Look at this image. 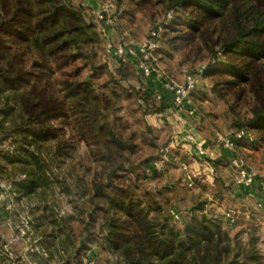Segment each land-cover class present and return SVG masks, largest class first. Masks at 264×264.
Returning <instances> with one entry per match:
<instances>
[{
  "label": "rangeland",
  "instance_id": "rangeland-1",
  "mask_svg": "<svg viewBox=\"0 0 264 264\" xmlns=\"http://www.w3.org/2000/svg\"><path fill=\"white\" fill-rule=\"evenodd\" d=\"M70 1L82 8L93 37L83 48L90 59L79 62L83 67L80 77L115 102L108 122L123 138H133L137 146L135 153L112 150L118 163L140 167L134 175L121 173L124 178L118 184L132 189L130 194L144 209L147 205L151 218H168L177 230L183 229L192 210L198 217L221 223L236 253L249 258L248 264H264V130L258 132L249 127L255 107L253 94L243 82L228 84L233 81L231 77L206 75L211 61L208 52L198 54V46L176 39L179 34L169 32L160 39V71L180 85H184L187 75L195 78L188 106L195 114L190 115L186 106L176 112L172 94L163 91L156 79L143 80L137 66L135 78L129 82L121 80L117 71L122 60L115 59L107 48L109 44L116 48L123 43H141L175 12H170L160 0H150L145 7L133 0H122V5L118 1L122 14L113 13L107 25L100 19V11L112 0ZM171 38L176 39L173 45L168 42ZM215 62H222L220 55ZM142 88L162 99H151L147 112L129 93L130 89ZM1 102L0 111L6 103L5 99ZM160 106L165 110L161 115L156 113ZM49 124L54 129L53 138L43 142L40 149L28 148L46 166L45 177L33 189L19 185L28 180L27 171L33 167L26 163L31 160L22 150V143L18 138L5 139L0 135V264H76L74 258L84 236L92 238L85 239L87 250L79 253L82 264H124L122 257L109 248L107 229L103 226V217L119 214H105L109 210L102 203L104 210L94 211L89 201L96 178L107 172L102 140L85 136L73 117L53 118ZM145 124L153 127V133L145 129ZM241 126L249 127L252 134L239 129ZM241 130H246L248 137L223 162H216L211 153L201 154L196 148V143L206 142L210 146L215 139L233 136ZM185 134L192 135L195 142L187 140ZM167 149L178 153L176 163L171 165L169 156H165L159 176L145 173V160ZM218 149L229 151L223 146ZM17 157L22 160L18 162ZM235 159L240 168L233 164ZM202 162L207 163V169H202ZM242 172L256 173L258 179L248 185ZM188 174L195 175L192 187L185 181ZM166 182L172 184L173 191L163 190ZM146 193L156 198L152 200ZM171 207L183 213L181 223L171 219ZM86 223H90L89 231L85 230Z\"/></svg>",
  "mask_w": 264,
  "mask_h": 264
},
{
  "label": "trees",
  "instance_id": "trees-1",
  "mask_svg": "<svg viewBox=\"0 0 264 264\" xmlns=\"http://www.w3.org/2000/svg\"><path fill=\"white\" fill-rule=\"evenodd\" d=\"M133 1L144 7L150 2ZM160 1L176 14L170 13V20L160 26L161 36L178 33L180 37L176 39L198 46V54L206 50L211 60L206 75L231 77L233 81L228 84L232 86L235 81L243 82L255 98L249 127L263 131L264 0ZM88 29L82 8L70 0H0V103L2 99L6 102L0 111V135L5 139L18 138L31 160L26 163L33 166L27 171L28 180L19 185L33 189L45 177V163L28 148L40 149L43 142L53 138L54 129L49 124L53 118L73 117L85 136L102 140L106 149L102 157L107 172L96 178L89 201L94 211L106 207L109 211L105 214H119L103 217V226L109 248L122 257L124 264H248L249 258L231 248L221 223L198 217L192 210L183 229L177 230L168 218H151L147 205L144 209L130 194L132 189L118 184L124 178L121 173L134 175L140 167L118 163L112 150L135 153L137 146L133 138H123L108 122L115 102L80 77L83 67L79 62L90 59L83 50L93 39ZM176 39H168L169 44L173 45ZM219 55L222 62L217 64ZM122 63L117 75L129 82L135 78L134 65ZM129 93L137 98L144 112L151 99L158 101L157 94L144 88L130 89ZM164 111V106H160L156 113ZM249 127L239 129L252 134ZM145 129L154 131L149 124H145ZM163 152L145 160L144 169L164 155L169 156L168 163L175 162L172 151ZM19 158L18 162L22 160ZM204 186L201 185L207 190ZM146 194L152 200L156 198L152 193ZM101 203L105 207H100ZM94 211L89 214L90 220ZM89 228L90 223H86L85 230ZM87 237L76 252V264H82L79 253L87 250L85 239L92 238Z\"/></svg>",
  "mask_w": 264,
  "mask_h": 264
},
{
  "label": "built area",
  "instance_id": "built-area-1",
  "mask_svg": "<svg viewBox=\"0 0 264 264\" xmlns=\"http://www.w3.org/2000/svg\"><path fill=\"white\" fill-rule=\"evenodd\" d=\"M119 0H112L105 4L100 11V19L105 22V24L109 25V19L114 14L120 16L122 14V10L118 6ZM172 15H169V19ZM103 32L106 34L105 29ZM162 27L158 30L150 33L148 39L143 40L141 43L132 44L123 43L119 44L114 48L111 44L107 46L108 52L117 60H122L129 62L132 59H135V63L138 69V72L143 80H151L154 76L158 75V80L161 82V87L172 94L173 105L177 109H182L185 106L188 107L190 103L191 93L195 88V78L191 75H187L185 79L184 85H180L176 83L173 79H170L166 76L165 73L161 72L159 69V63L156 53L161 49L160 41L158 40L161 37ZM158 100H161V96H156ZM143 103V101H140ZM188 111L190 115H194L195 111L188 107ZM248 137V133L246 130H241L236 132L233 136L230 137H219L215 139L210 146L206 142L196 143L197 150L204 154L206 148L223 146L229 151L236 149L237 143L244 141ZM186 139L195 142V139L192 135L187 134ZM168 151V149L166 150ZM165 155L162 159L154 161L150 166L145 169V173L154 174L156 172H160L162 170V166L164 162ZM233 164L240 168V163L237 159L233 160ZM185 170H187V166H183ZM243 176H247V184L250 185L254 183L258 179V175L256 173H248L245 174L242 172ZM195 175H186L185 181L189 187L193 186V177ZM170 217L175 223H181L184 219L183 213L176 209L175 207H171L169 210Z\"/></svg>",
  "mask_w": 264,
  "mask_h": 264
},
{
  "label": "crops",
  "instance_id": "crops-1",
  "mask_svg": "<svg viewBox=\"0 0 264 264\" xmlns=\"http://www.w3.org/2000/svg\"><path fill=\"white\" fill-rule=\"evenodd\" d=\"M132 44H134L133 42H131ZM129 63H131V64H133L135 67H136V63H135V59H132L131 61H129ZM153 79H156V81L158 82V84H159V86H160V88L163 90V91H165L162 87H161V82L158 80V75L157 76H154V78ZM166 92V91H165ZM172 107H173V105H171ZM176 109L177 108H173V110H175L176 111ZM177 112V111H176ZM179 113V112H178ZM159 115H161V113L159 114ZM155 127H157V125H155ZM185 135H187V134H185ZM206 153H211V156H212V158H216L217 159V161L216 162H223V161H225V159H228V157H229V155H230V151H220L219 149H218V147H215V148H212V147H207L206 148V151H205ZM172 153H173V151H172ZM176 154H178L177 152L175 153V155ZM176 162H172L171 163V165H174ZM192 167V166H191ZM201 167H203L202 169L203 170H205V169H207L206 168V166L204 165H201ZM156 173H158V176L160 175L159 174V172H156ZM154 175H155V173H154ZM203 175H205L206 176V171H205V173H203ZM172 184H170V182H166L165 183V186H164V188L166 189H164L163 188V190L164 191H166V192H171V191H173V187H170Z\"/></svg>",
  "mask_w": 264,
  "mask_h": 264
}]
</instances>
